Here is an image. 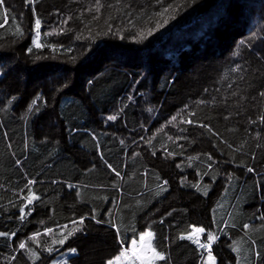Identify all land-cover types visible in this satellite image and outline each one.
<instances>
[{
  "label": "trees",
  "instance_id": "obj_1",
  "mask_svg": "<svg viewBox=\"0 0 264 264\" xmlns=\"http://www.w3.org/2000/svg\"><path fill=\"white\" fill-rule=\"evenodd\" d=\"M13 3L0 264H108L147 233L154 264H207L197 238L215 264H264V0Z\"/></svg>",
  "mask_w": 264,
  "mask_h": 264
},
{
  "label": "snow or ice",
  "instance_id": "obj_2",
  "mask_svg": "<svg viewBox=\"0 0 264 264\" xmlns=\"http://www.w3.org/2000/svg\"><path fill=\"white\" fill-rule=\"evenodd\" d=\"M32 0H26V3H31ZM4 5V0H0V6H3ZM168 9H165L164 12H167ZM164 13H161V15H163ZM5 22H7V14L5 13ZM40 26H41V21L39 19H36L35 20V29H36V33H37V36H36V39L33 40V44L39 48L41 47V45L39 43H37V40L39 39V29H40ZM0 27H3V25H0ZM16 32H19L21 35L23 34L22 32H20V28L17 27L16 29ZM29 51H31V49H29ZM261 95H264V93H262ZM36 101L34 100L33 101V104H35ZM29 111H31V106L29 107ZM109 119H114V117H109ZM176 118L173 117V120H175ZM188 123H192V121H188ZM249 171H252L251 169H249ZM29 183H32V181H29ZM29 192L31 193V190H29ZM28 199V203H31L32 200L36 199V197L34 195H31L30 194V197L27 198ZM25 215V212H24V209L22 208L21 209V217L23 218V216ZM80 223H83V220L79 221ZM75 223V221H74ZM66 227V226H65ZM247 227V226H245ZM79 229H73V231H78ZM49 232L51 231V229L48 230ZM73 231H69L67 236H64L63 239H60L59 241H54V243H58L60 245H63L65 243V240H67L68 236H71L73 234ZM205 232V229L203 228H200V227H195L193 229V234H199V233H204ZM9 234L8 233H0V236H8ZM36 235H39V233H37ZM145 235H151V233H147ZM144 237L142 236L141 239H143ZM183 238V237H182ZM188 238H191V237H188ZM30 239H33L35 240V236L33 237H30ZM208 239L210 241H214L216 239V237L212 234V233H208ZM194 243H197L199 245L200 248L202 249H205V250H208L209 251V255L207 257V264H215V258L211 255V251H210V245L209 244H205V243H201L199 238H197L196 240L193 241ZM135 243V242H133ZM19 248L20 249H24L25 248V244L24 243H21L19 245ZM234 251H236V249L234 248L233 249ZM71 252H75V249H70ZM153 251V256L152 258L154 259H159V260H163L164 257L158 253L155 252V250H152ZM34 255V254H33ZM126 255V253H121V256H124ZM134 255L136 256L137 259H141L142 260V264H143V258L139 255V254H136L134 253ZM117 260L120 259V257H117L116 258ZM108 264H113L112 261H109ZM239 264V262H238Z\"/></svg>",
  "mask_w": 264,
  "mask_h": 264
},
{
  "label": "rangeland",
  "instance_id": "obj_3",
  "mask_svg": "<svg viewBox=\"0 0 264 264\" xmlns=\"http://www.w3.org/2000/svg\"><path fill=\"white\" fill-rule=\"evenodd\" d=\"M4 8L11 9L14 13H17V10L14 8L13 0H4ZM56 41V40H54ZM53 41V43H54ZM64 46V43H61ZM201 234V233H199ZM144 238L139 240V242H130L128 248H124L122 253H126V255L121 256L119 260L116 258L112 261L113 264H126L128 262L129 257L134 258L139 264H142L141 259H137L134 253L139 254L143 258V264H154L155 259L153 256V248H152V238L149 235H142Z\"/></svg>",
  "mask_w": 264,
  "mask_h": 264
}]
</instances>
